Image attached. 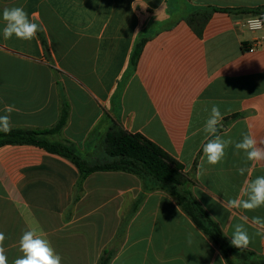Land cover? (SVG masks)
Returning <instances> with one entry per match:
<instances>
[{
  "label": "crops",
  "instance_id": "1",
  "mask_svg": "<svg viewBox=\"0 0 264 264\" xmlns=\"http://www.w3.org/2000/svg\"><path fill=\"white\" fill-rule=\"evenodd\" d=\"M13 6L41 26L35 39H4L2 12ZM260 9L264 0H0V115L12 105V130L45 131L67 106V123L50 140L88 164L110 159L113 129L141 134L184 166L195 198L229 241L245 224L251 242L230 263L264 264V229L252 222L264 219V207L227 206L264 175V162L229 146L221 163L207 164L201 130L218 105L223 138L239 141L251 131L264 140V46L245 51L261 33L241 26L251 14L223 11ZM238 167L248 169L244 176ZM148 184L120 171L82 180L70 159L43 147L0 146L8 264L23 255L27 230L49 240L61 264H99L104 256L109 264H230L168 191H147Z\"/></svg>",
  "mask_w": 264,
  "mask_h": 264
},
{
  "label": "trees",
  "instance_id": "2",
  "mask_svg": "<svg viewBox=\"0 0 264 264\" xmlns=\"http://www.w3.org/2000/svg\"><path fill=\"white\" fill-rule=\"evenodd\" d=\"M211 11H217V9H211ZM223 11L233 14L257 15L264 9ZM142 47V43H138L135 47L128 72L129 75L134 72ZM68 116V107L65 106L58 124L52 129L45 131L13 129L7 134L0 132V146L6 144H29L43 147L50 153L70 159L79 168L82 180L92 173L106 171H120L145 178L149 183L147 191L157 188H163L168 191L193 223L221 251L229 263L235 251L244 253V250L241 251L230 244L229 239L225 236L220 226L211 219V216L197 201L192 192L194 181L190 175L185 173L184 166L180 162L141 134H131L121 128H115L108 134L106 140L107 153L111 160L103 164L89 165L70 146L50 140V136L61 132L67 123ZM150 180L153 183H150ZM99 264H109V256H104Z\"/></svg>",
  "mask_w": 264,
  "mask_h": 264
},
{
  "label": "clouds",
  "instance_id": "3",
  "mask_svg": "<svg viewBox=\"0 0 264 264\" xmlns=\"http://www.w3.org/2000/svg\"><path fill=\"white\" fill-rule=\"evenodd\" d=\"M2 20L4 23L2 33L6 40L15 36L17 39L30 41L35 39L37 33L42 30L39 24L30 19L28 12L22 6L4 8ZM247 25L252 31L264 30V16L248 18ZM4 111L7 114L0 115V132L7 134L12 131L10 114L14 111V106L8 105ZM222 119L223 115L219 106L213 105L210 109V115L201 129L207 137V142L202 145L203 156L206 157L207 164L217 165L221 163L226 155L225 150L229 146L233 147L235 155L243 152L246 161L264 162V147L260 146L264 145V140L258 141L251 131L242 133V138L239 141H234L231 138L225 139L218 134V125ZM200 167L203 169V163ZM247 171L246 167L237 168V172L241 176H244ZM227 206L230 209L248 211L264 207V175L248 180L241 195L230 199ZM211 219L215 220L217 217ZM244 219L247 221V217ZM252 222L264 229V219L253 217ZM230 237V244L241 251L247 249L251 242V237L244 223H237ZM4 240L5 235L0 232V264H8L3 246ZM188 242L191 243L190 238ZM19 250L23 255L15 259L13 264H61L62 257L55 252L50 241L41 238L33 230H27L22 234L19 240Z\"/></svg>",
  "mask_w": 264,
  "mask_h": 264
},
{
  "label": "built area",
  "instance_id": "4",
  "mask_svg": "<svg viewBox=\"0 0 264 264\" xmlns=\"http://www.w3.org/2000/svg\"><path fill=\"white\" fill-rule=\"evenodd\" d=\"M260 16H264V11H261L259 14L257 15H250L248 16L242 23H241V26L248 30V31H251V32H255V33H261V36L256 39L254 41V43L252 45H249L245 48V51H248V52H253L255 51L256 49H258L259 47H263L264 46V30H260V31H252L248 25H247V19L250 18V17H260Z\"/></svg>",
  "mask_w": 264,
  "mask_h": 264
},
{
  "label": "rangeland",
  "instance_id": "5",
  "mask_svg": "<svg viewBox=\"0 0 264 264\" xmlns=\"http://www.w3.org/2000/svg\"><path fill=\"white\" fill-rule=\"evenodd\" d=\"M108 154V153H107ZM81 159H83L82 157H81ZM111 159H107V161H105V162H108V161H110ZM105 162H102V163H97V164H103V163H105ZM89 165H95V164H89ZM150 183H153L152 182V180H150Z\"/></svg>",
  "mask_w": 264,
  "mask_h": 264
}]
</instances>
